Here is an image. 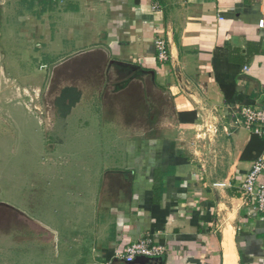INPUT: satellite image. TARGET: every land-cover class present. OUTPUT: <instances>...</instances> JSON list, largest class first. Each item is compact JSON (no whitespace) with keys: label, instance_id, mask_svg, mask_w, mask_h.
I'll return each instance as SVG.
<instances>
[{"label":"crops","instance_id":"0c3cea01","mask_svg":"<svg viewBox=\"0 0 264 264\" xmlns=\"http://www.w3.org/2000/svg\"><path fill=\"white\" fill-rule=\"evenodd\" d=\"M158 36L165 63L155 57ZM29 43L34 56L54 61L93 46L109 57L98 50L70 61L65 88L79 99L51 125L58 135L49 162L22 175L20 206L4 204L52 234L62 264H223L224 212L236 264H264V214H248L239 189L264 140L237 114L264 102V0H0L5 176L18 130L43 123L21 77L11 76ZM186 113L192 123L178 120ZM91 141L96 153L86 163ZM142 238L165 255L116 258Z\"/></svg>","mask_w":264,"mask_h":264},{"label":"rangeland","instance_id":"374dc122","mask_svg":"<svg viewBox=\"0 0 264 264\" xmlns=\"http://www.w3.org/2000/svg\"><path fill=\"white\" fill-rule=\"evenodd\" d=\"M34 45L29 43L23 53L24 59L21 58L20 60L24 64L19 63L18 67L14 68L20 75L11 74V76L12 79L15 76L21 77L28 108L34 110V107L37 106L42 113L43 123L38 124L37 120L32 119L31 122L21 127V131L18 130L16 139L11 141L13 147L10 148L5 164L10 171L5 176L6 171L0 170V264H62L63 258L53 246L52 234L42 228L37 219L24 218L19 212L9 210L1 205L2 203L9 204L16 208L20 206L21 193L19 187L22 175L33 171L38 162L41 164L49 162L47 153L56 144L55 137L58 135H55L53 131L56 129L57 121L64 118V106L61 103H55L61 90L68 87L70 82V79L66 80L69 73L68 66L72 65L73 62H69L63 68L55 71L47 92L43 95L47 67L57 60L54 61L46 57L39 58L38 53L34 56ZM5 50H8L7 46H5ZM12 52L13 49L10 53ZM93 103L96 104V100ZM33 114L36 117L39 116L38 111H33ZM50 122L51 124H49ZM51 125H54V130H52ZM80 140L77 139L78 145H75L76 147H82ZM93 146L91 141L90 145L84 147L88 150L85 152L84 158L86 163L90 161L87 156L96 153ZM96 155H93V160ZM66 220L64 218V222ZM217 229V234H219L221 230L219 220Z\"/></svg>","mask_w":264,"mask_h":264},{"label":"built area","instance_id":"2783aa9c","mask_svg":"<svg viewBox=\"0 0 264 264\" xmlns=\"http://www.w3.org/2000/svg\"><path fill=\"white\" fill-rule=\"evenodd\" d=\"M47 3H60L63 0H39ZM154 5L152 9H158ZM155 57L159 63L168 60L166 42L161 36L154 41ZM237 114L241 118L243 127L252 135L264 140V102L259 107H242ZM241 197L247 206L248 214H264V151L255 159L247 174L240 181ZM166 247L154 243L149 238H142L132 243H126L116 250L117 259L125 263H132L138 257L160 259L166 253Z\"/></svg>","mask_w":264,"mask_h":264},{"label":"bare ground","instance_id":"6f19581e","mask_svg":"<svg viewBox=\"0 0 264 264\" xmlns=\"http://www.w3.org/2000/svg\"><path fill=\"white\" fill-rule=\"evenodd\" d=\"M224 217L221 221L222 223V248H223V257L224 261L223 264H236L237 262V255L235 250L234 244V228L232 225V216L228 213H223Z\"/></svg>","mask_w":264,"mask_h":264},{"label":"water","instance_id":"95a60500","mask_svg":"<svg viewBox=\"0 0 264 264\" xmlns=\"http://www.w3.org/2000/svg\"><path fill=\"white\" fill-rule=\"evenodd\" d=\"M98 50H103V51H105L104 48L101 47V46H93V47L86 48V49H84V50H80V51H77V52H75V53H72V54H70V55H68V56H66V57H64V58H62V59L57 60V61L54 62V63H51V64L47 67V77H46V81H45V84H44V87H43V95L46 94L47 89H48V87H49V85H50L51 79H52V77H53L55 71H56L57 69H59V67H61V66H63L64 64H66V63L72 61L75 57H77V56H79V55H81V54L89 53V52H92V51H98ZM105 53H106V55H107V59H109V57H108V53H107L106 51H105ZM111 64H116V65H117V64H121V63H118V62H115V61L110 60V61L108 62V65L110 66ZM1 205H2L3 207H6L7 209H9L6 205H4V204H1ZM11 210H12V209H11Z\"/></svg>","mask_w":264,"mask_h":264},{"label":"trees","instance_id":"16d2710c","mask_svg":"<svg viewBox=\"0 0 264 264\" xmlns=\"http://www.w3.org/2000/svg\"><path fill=\"white\" fill-rule=\"evenodd\" d=\"M79 93L73 88H64L61 90L59 96L56 99V103H61L64 106L63 116H65L70 108L78 101ZM195 119L194 113L179 114L178 120L181 123H192ZM241 259H240V263Z\"/></svg>","mask_w":264,"mask_h":264},{"label":"flooded vegetation","instance_id":"af4514ba","mask_svg":"<svg viewBox=\"0 0 264 264\" xmlns=\"http://www.w3.org/2000/svg\"><path fill=\"white\" fill-rule=\"evenodd\" d=\"M42 114V113H41Z\"/></svg>","mask_w":264,"mask_h":264}]
</instances>
